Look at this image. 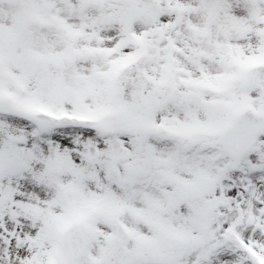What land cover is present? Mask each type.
Returning <instances> with one entry per match:
<instances>
[{
    "label": "snow or ice",
    "instance_id": "1",
    "mask_svg": "<svg viewBox=\"0 0 264 264\" xmlns=\"http://www.w3.org/2000/svg\"><path fill=\"white\" fill-rule=\"evenodd\" d=\"M0 264H264V0H0Z\"/></svg>",
    "mask_w": 264,
    "mask_h": 264
}]
</instances>
